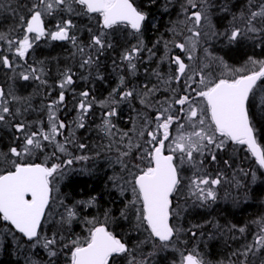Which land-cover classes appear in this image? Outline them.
<instances>
[{"label": "snow or ice", "instance_id": "obj_1", "mask_svg": "<svg viewBox=\"0 0 264 264\" xmlns=\"http://www.w3.org/2000/svg\"><path fill=\"white\" fill-rule=\"evenodd\" d=\"M177 2L183 19L169 28L173 39L160 37L148 47L145 31L156 27L152 9L167 15ZM4 13L11 14L14 23L0 32V42L6 45L0 47V66L12 73L11 80L48 86L45 61L29 62L41 40L71 43L73 58L80 57V69H98L100 57L116 46L114 37L120 32L136 40L120 57L121 62H127L131 76L136 75L138 63L144 62L143 53L152 60L160 44L165 49L161 63L175 65V71L165 75L151 69L157 83L149 79L131 87L127 78L120 76L118 86L100 101L90 91H81L74 105L77 115L68 122L59 113L67 107L66 93L75 92L76 72L71 66L59 70L56 87L60 91L39 110L44 118L29 120L27 114L36 111L30 99L0 87V129L11 133L7 149L0 150V249L7 251L14 242L17 251L24 252L26 264H59L61 257L63 264H152L158 251L176 249L182 232L196 237L205 233L194 229L225 230L211 220L183 229L172 222L180 217L174 201L185 197L186 203L191 200L194 206L208 207L217 201V189L224 183L236 188L237 196L232 199L236 206L255 198L248 183L228 180L223 171L209 166L219 164V153L232 146L233 153H249L264 170V146L258 142L262 129L257 127L264 120V88L258 85H264V56L256 55V50L264 53V0H245L236 12L228 2L217 5L215 0H27L23 4L0 0V14ZM217 13L228 19L222 30L214 23ZM80 16L96 22L95 30L87 28L86 45L78 42L75 18ZM48 18H52L51 27ZM214 42L223 45V55L214 51ZM245 46L252 54L240 67L230 64L225 57ZM171 48L179 49L191 63L170 54ZM198 48L202 57L196 55ZM144 71L150 72L148 68ZM97 79L104 77L97 72ZM133 101H138L142 110ZM121 102L136 113L127 130L113 121L120 115ZM96 104L105 109L97 129L108 142L98 148L95 157L115 153L114 158L106 159L109 167H118L108 180L123 201L119 208L114 207L113 199L101 209L96 194L71 202L58 195V185L71 166L93 159L76 155L73 149H88L78 141L76 130L85 129ZM49 146L51 152L46 151ZM41 156L43 161L35 162ZM222 163L232 167L229 159ZM185 164L192 169L188 177L181 174ZM240 172L250 177L252 184L259 179L255 172L243 168ZM91 209L100 215L85 214ZM121 221L131 224L134 231L147 232V239L130 246L111 227ZM75 223L82 224L86 235L73 234ZM49 224L55 229L51 233L45 231ZM226 230L239 233L245 241L231 253L227 264H264V215L248 224H231ZM207 235L214 238L212 232ZM146 243L152 245L147 253L142 248ZM176 250L179 264H211L196 247Z\"/></svg>", "mask_w": 264, "mask_h": 264}, {"label": "trees", "instance_id": "obj_2", "mask_svg": "<svg viewBox=\"0 0 264 264\" xmlns=\"http://www.w3.org/2000/svg\"><path fill=\"white\" fill-rule=\"evenodd\" d=\"M142 2L143 0H137V3ZM226 2H228L229 6L232 7L233 12H236L243 8L245 0H215V3L217 5H221ZM19 3L23 4L25 2L24 0H19ZM178 9L179 2L176 3L175 8L171 9L170 14L167 15H161L156 9H152L153 14L155 15V19L158 18V21L156 27H148L145 31L144 41L146 42V45L148 47H152V45L155 44V38L159 39L160 37H163L165 40L169 38L173 39V36L169 31V26L167 24H169V21H171L170 16L173 15V13L175 12L177 13ZM8 20L9 17L7 13L0 14V25H3L2 23H4L3 28L0 26V30L6 31L5 28L7 26L5 22H7ZM214 23L217 25L218 28H221L222 30L223 26L228 23V19L224 16V14L217 13L214 17ZM81 35H83V31L79 36ZM114 39L118 41V43H116V46L114 48L107 50L108 53L111 54V58H115V56H117V58L119 59V56L123 53V50L129 48L131 44H134V42L136 43L134 37L128 36L126 38L125 33L123 32L117 33ZM47 44L49 45L46 46V48L44 47L41 49L39 56L34 58L36 59V61H45L46 67L49 70V76L47 77V87L40 86L35 81H23L18 78L15 80L10 79L9 89H11L13 93H17L15 94L16 96L29 98L32 108L36 110L27 114L29 120H34L38 116L40 118H44L45 114L40 112L39 110L45 105H47L50 100L56 98L57 90L60 91V89L56 87V84L58 82L59 70L68 66H73V51L71 43L61 42L57 44ZM160 47H163V45L160 44ZM163 51L160 53L163 54ZM214 51L218 54L223 55L225 50L223 49L222 44L214 42ZM250 54H252V49L245 46L242 49L232 51L225 58L230 64L238 67L244 63L245 59L247 58V55ZM148 55L149 54L147 52L143 53L144 62H141L140 65L142 69L141 71H139L138 76L141 80V84L145 83L149 79H151L152 83H155V76L151 75V69H156V67L155 64L152 62L153 58L150 61L147 59ZM256 55L258 57H262L264 56V53H261L260 50H256ZM145 68H148L150 70L148 74L143 73ZM119 69L120 66L119 68H117V71ZM111 73V85L113 86L115 85V83L113 82V71ZM118 73L119 72H116L115 76L118 77ZM11 75L12 74H10V76ZM130 76L131 75L128 72V81H130ZM104 83V80H100L97 78L94 84L92 83L94 91L93 96L96 98L97 101L104 100L107 98L106 94L103 91ZM259 86L264 88V85L260 84ZM48 92H51L50 96L47 95ZM72 92L73 91H69L66 93L67 107L59 113L60 118L65 120L66 122L73 120L77 115L74 109L75 100L73 98ZM133 105L135 107L138 106V108L142 110V106L138 103V101H133ZM104 111L105 109L101 108L99 104L94 105L92 113L86 121L85 129L76 130V136L81 138L85 137L86 139L91 137V135L95 133L91 130V128L101 123ZM134 116H136V113L133 112L132 107L127 104L128 119L126 123L119 121V116L115 117L113 120L117 124V126H120L118 124L123 123V125L126 127L129 124V120L131 118H134ZM257 127L262 129L261 138H259V141L262 146H264V120H260L257 124ZM10 138L11 133L9 131H7L6 129H0V150L7 149V146L10 143ZM51 150L52 148L51 146H49L46 151L50 152ZM73 151L77 152V149H73ZM63 157L64 156H61V159H63ZM218 158L221 162L216 165H210L209 167L218 168L219 170L223 171L228 180H233L234 178L236 180H243L245 183H248L250 188H252L255 192V198H249V200L247 201V203H245L244 206L242 205V203L241 205L236 206L232 203V199L237 196L236 188L233 186V184L224 183L218 187V199L213 204L211 209L207 210L203 207L194 206L189 201L187 202V204H185L184 208L186 210L184 211L186 215L183 218V224L181 223V227L183 229H189L192 227V225L195 224H203L206 220L218 221L219 224L224 226L225 228L224 231H217L214 228L208 227L203 229H194L198 233L200 231H203L205 233L204 236L197 235L196 237L190 236L185 231L183 232V238L179 240L178 245L180 250L189 251L190 247H198V249L203 252V255L206 259L211 262V264L219 263L220 261L227 262L228 257L231 255V253L245 242L242 237H239V233H232L226 230L229 225L236 224L240 226L248 224L252 219L264 215V176L261 175V170L259 169V166L255 163L254 158L251 157L250 154L245 151H238L236 153H233L232 146H229L226 151L220 152ZM224 159L230 160V163L232 164L231 168H226L223 165L222 161ZM41 161L42 160L39 159L35 162ZM241 168L248 171L249 173L255 172L256 175H259V182L252 184L250 177H243V174L240 172ZM62 189V192L67 197L66 200L68 202H71L75 199L87 198V196L90 194H96L100 198L101 209L107 208L109 206V202L113 199L116 200V204L114 206L115 208L122 207L123 204V201H121L119 199V196L116 195L118 193L107 187L104 182V177L102 176H98L96 178L79 175L73 176L68 179ZM182 198L183 197L179 198L178 200L182 201ZM85 214L89 216H94L100 215V212L97 209H91L88 210ZM73 225L75 227H73L74 230H76V232H79L81 236H84L86 234V229L82 226L81 223H75ZM115 226L122 230L118 231L117 235L124 239L130 246H135L140 241L146 240L148 237V234L146 235L145 231H143V233L140 231L138 239H132L134 230L132 228V225L128 222L121 221L118 226ZM111 227H113V225H111ZM54 230L55 229L52 226L48 229L49 233ZM124 232L128 234L126 238L122 237L124 235ZM209 232L214 233V238H208L207 234ZM142 248L145 252L151 251L152 245L151 243H146L142 245ZM157 257L159 258L158 260H156L155 256L152 257V264L167 263L165 257ZM41 258H43L42 255ZM63 262L64 258L61 257L59 264H63ZM0 264H26L25 254L23 251H17L15 243H12V246L9 247L7 251L2 249V252H0Z\"/></svg>", "mask_w": 264, "mask_h": 264}, {"label": "flooded vegetation", "instance_id": "obj_3", "mask_svg": "<svg viewBox=\"0 0 264 264\" xmlns=\"http://www.w3.org/2000/svg\"><path fill=\"white\" fill-rule=\"evenodd\" d=\"M24 2H27V0H24ZM9 20L7 22H5L6 24V31L8 29H10L14 23V18L11 16V14L7 13ZM49 20V27L52 26V18H48ZM75 22L76 24L79 26V31L77 32V37H78V42L86 45L89 42V35L90 33L87 31L88 27H92L93 29L96 28V22L89 20L88 17H84V16H80V17H76L75 18ZM4 25V23H2ZM3 25H0L3 28ZM157 26V25H156ZM83 31V35L79 36ZM5 32V31H4ZM16 35H20V33H16ZM158 38H155V41H157ZM47 43H61V42H51V41H45V40H41L39 42V46L35 48V51L32 52L29 56V62L32 63L34 61H36V59H34L35 57L39 56V53L41 51L42 48H46V46H48L49 44ZM0 47H6V45H3L2 42H0ZM164 50L163 47H160V45H157V48L155 49L156 51V56L153 57V63L155 64L156 69H158L159 71H162L165 75H167L169 72H174L175 71V65H169V63L166 61L164 63H161L160 58L162 56H164L165 54H161L160 52H162ZM72 51L74 52L75 49L72 46ZM170 54H174V55H180L186 63H189V61L187 60V57H185L183 55V53L181 54L178 50H174V48L170 49ZM122 54H120L119 59L117 58V56H115V58H111V54L108 53V51H105L104 54L100 57V61H99V68H93L90 70H84V69H80L79 68V61H80V57L76 56L75 58H73L72 56V60H73V70L76 72V76L74 77V79L76 80V83L74 85H72V88L75 89V92H72L73 98L75 100V104L77 102V100L79 99L78 93L81 91H85L88 90L91 92L92 96L94 94L93 91V85L94 84L96 78H97V72H99L100 75H102L104 77V81L105 83L103 84V91L106 94V97L108 98L109 93L112 91L113 88L118 86L119 83V79H117V76H115L116 72H119L118 76H125L128 80L127 74H128V69L126 67V63L127 62H121V57ZM198 55V54H197ZM116 62L115 65L113 62ZM141 62L138 63L137 67H138V71L136 73L135 76H130V81H129V86H139L141 83V80L139 78V71H141ZM120 69L117 71V68ZM113 71V82L115 83V85H111L112 84V72ZM10 74H12L11 72H9L7 69H4L2 66H0V87L5 88L6 91L9 90V84H10ZM81 77H88L87 79H81ZM118 82V83H117ZM155 83H157L156 78H155ZM260 83V82H259ZM58 90L56 92V95H58ZM119 117L118 120L122 121V122H126L127 121V103L121 102V104L119 105ZM77 114V113H76ZM115 118V117H114ZM113 118V119H114ZM261 170V169H260ZM262 172V170H261Z\"/></svg>", "mask_w": 264, "mask_h": 264}, {"label": "rangeland", "instance_id": "obj_4", "mask_svg": "<svg viewBox=\"0 0 264 264\" xmlns=\"http://www.w3.org/2000/svg\"><path fill=\"white\" fill-rule=\"evenodd\" d=\"M171 12V11H170ZM169 16V15H168ZM170 18H171V21H169L170 23L169 24H167L168 26H169V28L173 25V24H178L179 23V21L180 20H182L183 19V16H182V14L180 13V11H179V9H178V11H177V13L175 12V13H173V15H171L170 16ZM155 21H156V24H157V21H158V18H156L155 19ZM180 27L181 28H183V25H180ZM5 30H0V32H4ZM184 35H188V33L187 32H184L183 33ZM144 38H145V35H144ZM176 39H181V37H178V38H176ZM166 40H168V41H170V40H172L171 38H169V39H166ZM136 41V40H135ZM145 42V41H144ZM135 43V42H134ZM145 44H146V42H145ZM163 45V44H162ZM163 48H164V46H163ZM174 50H175V48H174ZM177 50V49H176ZM124 51V50H123ZM181 53V52H180ZM163 54H165V49H164V51H163ZM182 54V53H181ZM198 54V55H197ZM183 55L185 56V57H187L184 53H183ZM196 55L198 56V57H202L203 56V53H202V51H200L199 50V48H198V50H197V52H196ZM164 62H166V61H164ZM163 62V63H164ZM189 63H191L190 61H189ZM236 67V66H235ZM238 67H240V66H238ZM143 73L145 74V71H143ZM118 75H119V73H118ZM120 78V76H118L117 77V79H119ZM14 94H17V93H14ZM136 108L137 109H139L138 108V106H136ZM134 118H135V116H134ZM114 121V120H113ZM126 123V122H125ZM118 125H120V126H118V128H121V129H124V130H127V129H129L130 127H132V123H131V119L129 120V124L125 127L124 125H123V123H120V124H118ZM91 130L92 131H94L95 133H93L92 135H91V137H89L88 139H86L85 137H77L78 138V141L79 142H84V143H86L87 145H88V149H86V150H84L83 152H81L80 150H78L77 149V152H75V154L76 155H89V156H92L93 157V159H90V160H87V161H81V162H76L74 165H72L71 166V170L68 172V174H67V176H66V178L63 180V181H61L60 183H59V185H58V187L60 188V193L58 194L61 198H67L65 195H64V193L62 192V187L64 186V184L68 181V179L70 178V177H73V176H89V177H98V176H102V177H104V182H105V184L107 185V187H109L111 190H112V188H111V185H110V182H109V180H108V177H110V176H112V175H114V173L115 172H118V167H116V168H112V167H109V165H108V163H107V159H106V157H108V156H111V157H113L114 158V156H115V153L113 152V153H104V154H102L100 157H95V153H96V151L98 150V148L99 147H101V146H104V145H106L107 144V138H105V137H103L102 136V134L98 131V129H97V125L96 126H94V127H92L91 128ZM84 138V139H83ZM52 151V150H51ZM50 151V152H51ZM66 157H63V159H65ZM40 159L43 161V156L42 157H40ZM41 161V162H42ZM90 173V174H89ZM181 174L183 175V176H185V177H188V176H190L191 174H192V169L190 168V166H188V165H184V166H182V168H181ZM258 177H259V175H257ZM257 182H259V179L257 180ZM117 196H118V194H116ZM185 197H183L182 198V201H179V200H176V203L175 204H177L178 205V207H177V211H180V217L178 218V219H174L172 222L173 223H176V224H178L180 227L182 226V224H183V218H184V216L186 215V213H185V211L183 212V211H181V209H185L184 207H185V204H187L186 202H185ZM190 202L191 204H193V202L191 201V200H187V202ZM190 204V205H191ZM241 205V204H240ZM242 205L244 206L245 205V203H242ZM261 205V204H260ZM212 206H213V204H211V205H209L208 207H203L204 209H207V210H209V209H211L212 208ZM204 209H202V210H204ZM182 223V224H181ZM52 225L51 224H49V225H47L46 227H45V231L46 232H48L49 233V231H48V229L51 227ZM130 226V225H129ZM74 225L72 226V232H74L73 234L74 235H77V236H81L80 235V233L79 232H76V230H74ZM113 229H114V231H115V233L116 234H118V231H122L121 229H119L118 227H116L115 225H113V227H112ZM141 232L143 233V230H141ZM139 233H140V231H134V233H133V235H132V239H135V238H137L138 239V237H139ZM124 235L122 236V237H124V238H126L127 236H128V234H126L125 232L123 233ZM145 234L147 235L148 233L147 232H145ZM86 235V234H85ZM183 238V232L181 233V235H180V239H182ZM179 239V240H180ZM132 241V240H131ZM14 243V242H13ZM179 241L177 242V244H176V249H179L180 250V248H179ZM193 247H190L189 248V251L192 249ZM197 248V250L203 255V252H201L199 249H198V247H196ZM176 249H168V250H162V251H158L157 252V254L155 255V258H156V260H158L159 258L157 257V256H163V257H165V260L167 261V263L166 264H174V262H175V264H179V260H180V255H179V251H177ZM0 252H2V249H0ZM145 252V251H144ZM147 252H149V251H147ZM147 252H145V253H147ZM41 255H42V257H43V253H41ZM174 256V257H173ZM226 264H227V262H225Z\"/></svg>", "mask_w": 264, "mask_h": 264}, {"label": "water", "instance_id": "obj_5", "mask_svg": "<svg viewBox=\"0 0 264 264\" xmlns=\"http://www.w3.org/2000/svg\"><path fill=\"white\" fill-rule=\"evenodd\" d=\"M259 142V141H258Z\"/></svg>", "mask_w": 264, "mask_h": 264}]
</instances>
